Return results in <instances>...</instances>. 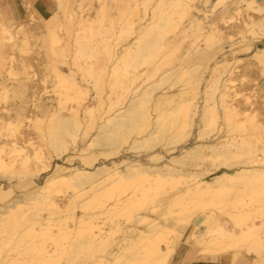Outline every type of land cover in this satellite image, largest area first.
<instances>
[{"label": "bare ground", "instance_id": "1", "mask_svg": "<svg viewBox=\"0 0 264 264\" xmlns=\"http://www.w3.org/2000/svg\"><path fill=\"white\" fill-rule=\"evenodd\" d=\"M228 1L231 2L228 4L230 6L238 4L234 0H219L213 10L218 5H226ZM6 3L7 1H3L0 4V70H5L8 76L13 77L17 75L14 68L16 53H26L29 43L33 39H39L31 26L37 21L36 14L41 13L28 1L25 7L30 22H22L21 19L9 17ZM166 3L167 9L159 15L158 20L147 24L142 30L143 34H140L135 41L122 46L121 49L117 48V43L113 45L107 41L108 44L104 46L103 52L100 50L94 52L96 62H91L85 69L84 73L88 78L83 76V79L88 84H92L97 92L94 98L98 99L99 107L103 108L105 104L102 96L105 83H109L111 95L114 94L117 101L127 98L129 94L134 95H130L128 104L124 108L105 117L96 136L83 147H79L78 143L84 139L88 128L94 125L97 115L94 107L85 105L88 95L86 83L77 78L71 67L64 66L67 48L60 45L61 38L55 29L61 20L59 13L66 15L70 9L68 1L57 0L56 11L49 18H44L48 33L43 38L42 46L47 45L48 52L62 57L64 63V67L60 65L57 67L60 73L56 87L59 90L60 101L64 97L72 98L75 105L64 113L63 106L54 108L46 106L41 101L32 102L33 110L40 113L32 114L26 113L22 101L14 109L7 107L3 109V112L10 117L8 120L7 117L0 116V180H7L10 183L18 180L17 185L23 187L25 179L49 170L51 161L47 160L43 148L35 146L30 150L28 146L20 145L18 142L17 135L21 128L28 124L31 126L32 123L37 134L57 158L68 156L73 160V156L69 154L70 145H73L75 148L79 147L78 153L84 162L83 167H75L67 173H64L66 168L58 164L45 184L26 191L20 197H13L11 188L6 189L0 183V234L13 232L23 220L38 222L42 229L44 219L39 213L40 210L47 211V220H56L60 224L58 233L51 232L54 244L52 251L48 249L49 245L39 246L40 264H61V258L66 264H72V261L90 244L94 246L85 261L94 257L92 255L98 251L101 254L96 255L90 264L118 263L121 258L109 248L113 243L112 236L120 230L115 217L121 216L125 217L127 222H148L150 225L148 229H139V231L133 225L126 226L124 237L120 241H126L125 249L135 250L136 258L133 261L125 257L122 264H168L175 254L177 241L170 240L168 236L170 232L167 220H158L149 213L162 215L163 211L154 210V207H148V204L155 201L170 203L176 195L180 200L187 199L189 204L202 207L200 213L196 210L178 219L183 221L178 238L187 228L193 227L190 238L200 246L198 251L200 257L216 259L230 256L231 264H238V259L244 251L247 255H255L250 264H264V257L256 247L260 237L259 226L255 223V219H262L264 215L259 207L228 212V217L225 218L208 210L210 201L226 202L229 198L227 189L231 187L236 189L237 199L242 197L245 190L258 192L260 186L264 187V166L261 164L262 160L258 158L260 153L264 154V141L261 139L254 141L249 134L244 133L210 142V135L220 130L221 121L230 126L233 117L238 113L235 103L240 98L239 93L235 88L236 84L227 76L233 73L231 71L233 66L230 61L217 59L216 55L223 50V45L214 26L216 21L212 22L211 29L205 30L204 21L196 14L201 10L196 6L195 0H168ZM247 3L250 9L261 15L259 19L251 18L245 22L247 32L254 37L248 41L249 49L256 35H259L257 39L264 35V5L258 0H247ZM239 11L240 8L236 10ZM104 12L105 7H102L101 15H104ZM135 13H138L137 9ZM204 16L206 18V13ZM188 26L195 36L184 58V61L190 64L185 67L181 63L178 67L159 74L163 63L160 55L165 50L167 59L176 55L178 50L176 40L181 33L186 35ZM168 33L173 34L167 36ZM200 36L203 38L198 40ZM118 37L120 35L115 34V39ZM203 39L204 45L200 43ZM82 40L83 38H78L77 49L86 51L87 48ZM91 49L95 50L93 47ZM252 56L261 67L259 76H264V46L254 50ZM204 59L214 60L215 75L205 86L206 104L203 112L200 113V125L196 135L198 140L195 144L185 147V143L195 134L198 126L196 118L199 116L200 106L196 96L200 90L201 77L196 73L201 69ZM145 64L146 67L142 68ZM108 66L109 79L104 82L102 74L106 72ZM183 69L185 70L182 71ZM180 72L187 75L186 87L181 89V99L171 109L159 111V102L168 94V90H164L166 82H170L169 89L172 90V94L166 98L174 100L178 95L174 90L180 81ZM157 75L158 77L153 79ZM173 77L175 80L172 79ZM140 78L152 81L138 88L136 83ZM5 83L4 78L0 79V90L4 89L0 91V95L4 99L7 98L10 90ZM18 85L16 87L18 91L25 87L23 82H19ZM111 95L108 96L110 107L106 112L111 111L114 103ZM246 100L247 103L252 104L249 97ZM219 107L223 109V116L219 114ZM81 108L89 114L86 129ZM247 124L253 129L259 128L258 113L246 112L245 120L238 123L236 129L240 132L246 131ZM97 147L101 149V154L115 155L116 158L125 147L130 151L142 150L151 161L156 163L148 164L137 158L115 160V157H111L107 159L110 161L109 164L106 161L94 164L97 160V149L95 150ZM159 147L167 150L181 148L183 152L181 155H173L166 163L160 165L158 162L166 157L158 152ZM207 161H210L216 170V174L210 179L205 169ZM174 163L188 168L172 167L171 164ZM67 169L71 168L67 167ZM258 178L263 179V182L253 184ZM179 182L186 186L173 195L159 196L150 192L153 186L163 188L167 184L175 186ZM241 183L245 189L239 186ZM59 184H67L72 188L69 199L77 203L73 208L94 211H84L79 214L73 209L64 214L60 202L62 199L53 195V192L62 191ZM147 185L150 190L143 193L142 197H137L135 191H128L132 187H147ZM165 193L167 191L163 194ZM134 203L147 206L145 210L149 212H138L132 220ZM108 218L111 224L106 227L105 220ZM68 219L75 221L77 236L74 241L62 248L61 235L70 233L62 228V222H67ZM100 219L104 220V223ZM229 219L235 226H231ZM249 219L252 225L248 224V228L244 229L243 225L247 224ZM236 226L240 228L237 229ZM253 235H256V239L251 241Z\"/></svg>", "mask_w": 264, "mask_h": 264}, {"label": "rangeland", "instance_id": "2", "mask_svg": "<svg viewBox=\"0 0 264 264\" xmlns=\"http://www.w3.org/2000/svg\"><path fill=\"white\" fill-rule=\"evenodd\" d=\"M3 1L0 0V4ZM31 2L34 6H36L35 1L33 0H24V6H26V2ZM68 5L70 7L68 13L65 15L63 13H59L61 18L60 23H58L57 28L55 29L58 35L61 38V46L67 48L66 56H64L65 65L71 67L73 72L76 74L77 78L84 83L88 87V95L85 101V105L90 107H94L96 110V120L92 127L88 128L84 139L79 141V147H83L86 143L89 144L94 136H96L99 126L103 123L105 117L116 111L120 110L128 104V100L130 95L127 98H123L119 101L116 100L115 95H111V90L109 83H105L104 90L102 92L103 99H105V104L103 108L99 107L98 99H95L94 96L97 95V92L94 90L92 84H88L85 78H88L86 75L85 69L89 66L91 62H96V55L94 52L100 50L104 51V46L108 43L115 45L117 43V48L121 49L122 46L135 41L140 34H143L142 30L144 27L149 24L153 20H158L159 15L167 9L168 0H67ZM187 1V0H184ZM219 0H195L196 6L201 10L200 12H196V14L202 18L204 21L205 30L212 28V22L216 21L214 25L217 28V32L219 37L221 38V42L223 45V50L219 51L217 59L220 61L227 60L230 61L233 68L231 71L233 73L231 75H227L230 77V81H233L237 92L239 93L238 102L235 103L238 109V113L233 117L230 126L224 124L221 121L220 130L215 131L210 135V142L214 140H223L225 137H232L233 135L239 134H249L251 139L256 141L257 139H261L264 141V76L260 75L261 67L254 61L252 53L254 50L261 49L264 46V35L260 39L259 35L255 36V40H252L253 45L248 49V41L250 38H254L253 34L247 32L245 28V22L249 19H259L261 15L248 7L247 0H234L237 5L230 6L231 2L228 1L226 5H218L213 10L215 3ZM260 4L261 1L258 0ZM37 7V6H36ZM105 7L104 15H101V8ZM26 8V7H25ZM57 8V0L54 1L50 13L47 15H42L37 13V21H34V24L31 26L32 31L35 36L38 37V40L33 39L29 45L26 47L28 49V53L26 52H17L16 53V61L14 63L15 71L17 75L11 77L7 75L5 70H0V79L4 78L6 81V86L10 89L8 92L7 98L4 99L3 96L0 95V116L7 117V120L10 118L3 112L4 108L14 109L17 104L22 103L25 104L26 113L38 114L36 110L34 111V106H32V102H43L48 107L59 108L63 106V112L66 113L67 110L75 105V102L72 98L64 97L62 101L59 98V90L56 87V83L58 80V75L60 73L57 67L60 65L64 67L62 63V57H58L52 55L51 52H48V46L44 44V36L47 35L46 31V20L44 18H49L56 11ZM240 8L239 12H236L237 9ZM135 9L138 10V13H135ZM35 13V12H34ZM206 13V18L204 16ZM153 15H155L153 17ZM233 19L231 20V18ZM22 22L29 23L30 20L27 15L21 19ZM230 20V21H229ZM233 21V22H231ZM231 22V23H230ZM187 25V23H186ZM188 32L186 35L181 33L176 42L178 46V50L176 55L173 58L167 59L165 57L166 50L160 55L162 57L163 63L161 65L162 69L159 71V74L162 72L170 71L174 67H178L181 63L183 66L187 67L190 63L185 62L184 58L188 54V49L190 47V42L195 36L191 31L190 26L187 27ZM122 30V32H120ZM115 34L120 35L117 39H115ZM173 33H168L167 36H172ZM78 38H83L82 42L85 44V49L79 51L77 49V40ZM203 37H198L202 39ZM108 41V43H106ZM204 45V39L200 42ZM93 47L95 50H92ZM98 55V53H97ZM201 69L196 73L201 77V85L199 93L197 94V102L200 106L199 116H197V124L195 134L190 137V139L185 143L186 146H191L197 142V130L200 125V113L203 112V107L206 104V96L204 90L205 86L208 84L209 79H211L215 75V67L216 63L214 60H203ZM96 66V64H94ZM146 67L142 65V68ZM111 69V68H110ZM183 69L182 71H184ZM109 66L102 74V78L104 82H106L108 78ZM180 81L175 88V92L178 93L174 97V100L171 98H166L168 95L172 94V90L169 89L170 82H166L164 84V90H168V94L165 98L161 99L159 102L160 109L159 111H165L167 109H171L176 106V103L181 99V89L186 87V77L182 72L179 73ZM154 77L153 79H156ZM173 77L172 79H174ZM258 79V80H257ZM186 80V81H185ZM152 81V80H151ZM150 80H143L140 78L137 81L138 88H142L151 82ZM23 82L25 87L20 88V90H16V87L19 86L18 83ZM232 83V84H233ZM4 89L0 90L3 91ZM17 91V92H16ZM161 91V90H160ZM112 96V109L109 112L110 101H108V96ZM134 95V94H133ZM249 97L252 104L247 103L246 98ZM99 108V109H97ZM81 114L84 118L85 129L87 127V119L89 118V114L85 111V109L81 108ZM219 114L221 116L224 115L222 107L218 108ZM12 112V111H11ZM246 112H255L258 113V123L260 124L259 128H252L249 124L246 131L240 132L236 129L238 123L245 120ZM40 114V113H39ZM14 115V113H13ZM12 115V116H13ZM24 125L20 133H18V142L20 145H26L30 150H33V147L38 146L43 148L44 153L47 157V160L51 161V165L49 170L44 173H41L37 176H33L25 179L24 186L20 187L17 185L19 183L18 180L13 181L12 183L7 180H0V183L6 188L13 191L12 196H22L26 191H31L37 188L40 185L46 183V180L55 172L57 165H63L66 170L64 173L68 171L74 170L75 167H83L84 162L80 157V153H78V148H75L73 145H70L69 154L72 155V159H69L68 156L64 158H57L53 151L45 144V142L41 139V137L37 134V130L33 126ZM135 135V133H133ZM167 141V140H166ZM32 144V145H31ZM97 149V160L94 161V164H101L106 161L108 164V158L115 157V155L106 156L101 154V149L98 147ZM158 152L165 155L166 158H163L158 164L163 165L168 161L170 157L173 155H181L183 149L175 148L167 150L164 147H159ZM208 152V151H207ZM119 157H115V160L120 158L125 159H141V161L154 164L156 162L151 161L149 156L140 150L130 151L127 148H123ZM50 157H52L50 159ZM259 159H261V164L264 166V154H259ZM172 167L178 169H187L188 166H182L179 163L171 164ZM71 168V169H67ZM214 165L207 161L205 163V169L207 170L208 178H212L214 174H216V170H214ZM195 168V167H190ZM213 169L212 171H210ZM263 182V179L258 178L253 181V184H260ZM136 186L130 188L128 191H135L137 197H142L143 193L150 190V188ZM186 185L184 183H177L175 186L167 184L163 188L159 186H153L150 192L156 193L159 196L164 195H173L178 190L184 188ZM240 187L245 189L243 183L239 184ZM59 187L62 188V191L57 193L53 192V195L59 197L61 202V209L65 213H68L74 209L76 213H83L84 211L92 212L93 209L83 210L80 208H73L77 203L70 201V194L72 193V188L67 184H59ZM165 191L167 193L163 194ZM227 193L229 194V198L226 202H212L208 203V210L210 209L214 213L218 215H222L224 218L228 217V212L233 211H243L248 208L259 207V210L264 213V187L263 185L259 187L258 192L256 190H245L242 197L238 199L235 198L237 196L236 189L233 187L227 189ZM178 195H176L177 197ZM172 199L169 203L158 202L155 201L153 203H149L148 207H154V210L163 211L162 215L157 213L146 211L147 206H140L139 204L133 205V217L132 220L135 219L136 213H145L149 212L150 215L158 220H167L168 230H169V238L170 240H176L177 246L175 248V254L182 249L184 246H189L196 250L195 259H204L199 256L198 251L200 246L198 243L194 242L190 238V234L193 231V227H189L185 230L183 235L178 238V234H180V226L183 221L178 219L183 217L184 215H189L192 212L200 213L202 207L196 204H189L187 199H178V197ZM39 213L44 219L42 229L38 222L23 220L19 223V226L16 230L9 234H0V264H40V255L38 253L39 246L44 244L46 246L49 245L48 249L52 251L54 247L53 240L51 239V232L58 233V229L60 224L58 221L47 220V211L40 210ZM117 219L116 224H119V232L115 233L113 237V243L111 248L116 253L118 258H121L120 261L116 264H122V260L125 257H128L135 261L136 256L134 255L135 250H127L124 248L126 241H120L124 237L126 226L133 225L139 231V229H148L150 226L148 222L144 223H136L127 222L125 217H115ZM230 220L231 226H235L234 222ZM101 222L104 223V220L100 219ZM107 222L106 227L111 224V220L108 218L105 220ZM255 223L259 226V237L260 240L256 245L257 249L261 252L264 257V215L263 218L255 219ZM115 224V225H116ZM248 224L252 225V221L247 220V224L243 225L244 229L248 228ZM76 223L72 219H68L67 222H62V228L70 232L66 235H61L60 245L62 248L66 247L69 242H72L76 239L77 231L75 229ZM114 226V223H112ZM239 229V226H236ZM75 229V230H74ZM64 232V231H63ZM256 239V235L251 237V241ZM255 241V240H254ZM86 242V241H85ZM254 243V242H253ZM257 243V242H255ZM94 245H88L87 248L82 250L79 256H77L72 264H90L91 260H93L96 255L101 254L96 251L88 261H85L89 257L90 250ZM243 254L240 255L238 259V264H250L251 260L255 257V255H247L244 251ZM174 254V255H175ZM174 255L172 259L174 258ZM230 257V256H229ZM172 259L168 262V264H172ZM61 264H66L63 258L60 259ZM126 264V263H123Z\"/></svg>", "mask_w": 264, "mask_h": 264}, {"label": "crops", "instance_id": "3", "mask_svg": "<svg viewBox=\"0 0 264 264\" xmlns=\"http://www.w3.org/2000/svg\"><path fill=\"white\" fill-rule=\"evenodd\" d=\"M37 6L38 11L42 15L50 13L52 5L55 0H33ZM264 5V0H260ZM6 11L9 17H15L17 19H23L26 16V8L24 6V0H7ZM196 250L189 246H184L178 251L172 259V264H231L229 256H221L216 259H195Z\"/></svg>", "mask_w": 264, "mask_h": 264}]
</instances>
